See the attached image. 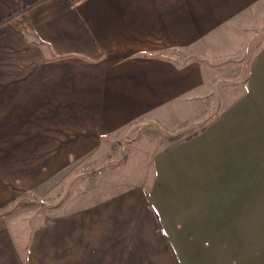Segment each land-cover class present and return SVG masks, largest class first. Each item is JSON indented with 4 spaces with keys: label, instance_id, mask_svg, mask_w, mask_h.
Returning <instances> with one entry per match:
<instances>
[{
    "label": "crops",
    "instance_id": "crops-1",
    "mask_svg": "<svg viewBox=\"0 0 264 264\" xmlns=\"http://www.w3.org/2000/svg\"><path fill=\"white\" fill-rule=\"evenodd\" d=\"M262 21L264 0H0V213L52 176L37 149L207 116L147 182L0 214V264H264Z\"/></svg>",
    "mask_w": 264,
    "mask_h": 264
},
{
    "label": "rangeland",
    "instance_id": "rangeland-1",
    "mask_svg": "<svg viewBox=\"0 0 264 264\" xmlns=\"http://www.w3.org/2000/svg\"><path fill=\"white\" fill-rule=\"evenodd\" d=\"M260 28H264V21L261 22ZM248 57L249 54H246V58ZM242 81L240 80V83ZM234 82L236 81L230 80L228 85L221 89L219 87L216 94L223 95L226 88L229 94L237 93L240 91V83L236 85ZM216 103L215 107L219 109L224 101ZM206 117L204 115L196 118L198 120L191 123L192 125L185 121L175 127L168 125L169 122L134 123L124 142L120 141L117 146L111 148L37 149L38 180L51 165L54 167L51 168L52 176L48 178L47 175L48 179L44 177L47 181L40 183L31 193L16 198L0 214L8 216L10 220L24 221L28 220L30 215L35 213L39 215L60 208L64 204L74 207L78 198L90 199L91 196L85 195L94 194L92 190L109 183L118 190L129 184L147 182L152 173V158L168 141L167 139L175 134L179 137L189 136L193 131L200 129L202 120ZM177 127L181 128L180 133H177ZM246 136L251 140H264V132H261L259 137L258 133ZM83 193L85 194L82 195Z\"/></svg>",
    "mask_w": 264,
    "mask_h": 264
},
{
    "label": "trees",
    "instance_id": "trees-1",
    "mask_svg": "<svg viewBox=\"0 0 264 264\" xmlns=\"http://www.w3.org/2000/svg\"><path fill=\"white\" fill-rule=\"evenodd\" d=\"M179 138V136H170L168 138V141H174V140H177Z\"/></svg>",
    "mask_w": 264,
    "mask_h": 264
}]
</instances>
